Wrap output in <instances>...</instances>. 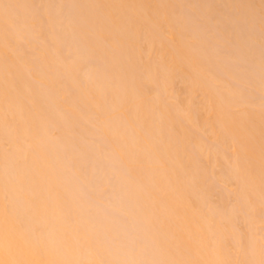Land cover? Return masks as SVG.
<instances>
[{
    "label": "bare ground",
    "instance_id": "6f19581e",
    "mask_svg": "<svg viewBox=\"0 0 264 264\" xmlns=\"http://www.w3.org/2000/svg\"><path fill=\"white\" fill-rule=\"evenodd\" d=\"M182 1L0 0V264H113L119 261L118 255L125 256L126 249L120 252L125 247L114 243L121 246L122 254L115 248L117 261L111 258L107 249L114 244L109 246L107 238L104 244L97 233L104 231L103 223L95 222L101 227L91 229L83 210L75 213L81 209L77 201L66 199L70 194L61 185L65 171L55 164L54 151L62 148L66 157L71 140L78 159L90 155L91 159H85L94 162L100 150L125 169L121 176L118 173L123 169L110 160L107 164L118 169L107 166L119 180L112 177L118 188L114 185L117 190L110 188V194L111 189L123 194L142 224L141 233L132 228L143 235L139 236L142 241H148L141 242L145 248L138 243L139 251L135 254L133 249L131 257H140L142 252L144 259L151 255L147 264H263L264 102L256 104L259 101L243 97L252 96L250 90L259 95L264 91V83L258 86L264 74L259 76L261 81H255L258 76L254 74L257 66L259 72L264 71V50L260 55L250 51L252 45H244L252 52L250 57L241 46L244 57L240 46L233 44L237 38L231 37L239 28L236 34L242 36L241 29L247 25H237L244 21L259 33V46L253 35L257 49L263 47L264 0H193L199 6L196 11L189 3L192 0H186L184 6L194 8L185 6L193 11L190 19L180 14ZM64 4L71 7L65 5L62 11ZM217 5L225 8L223 15L234 11L230 18L236 19L237 29L228 28L230 37L226 26L235 20L229 22L226 16L225 21L223 11L216 12ZM212 14L216 18L221 14L218 21L223 24H213L209 30L225 35L230 45L224 37L219 41L236 47L234 53L228 46V55H238L239 69L249 70V65L242 66L245 62L254 64L249 66L256 69L254 73L242 72L248 77L233 74L234 79L229 78L234 83L236 77L248 88L247 94L242 92L244 87L231 86L214 71L224 65L216 62L220 55L212 54L221 48L213 51L210 45L212 51H208V44L216 45L203 42L197 27L199 17L209 18L205 23L210 25ZM204 25L199 29L209 28ZM253 33L238 40L248 42ZM61 54L73 59L65 61ZM253 54L258 65L250 60L256 57ZM91 128L95 131L90 138H100L95 149L106 145L104 151L82 147L83 141L88 146L95 143L84 140ZM73 161L70 166L78 164L76 176L81 162ZM93 168L91 172L97 175ZM79 176L81 172L76 180ZM209 176L221 184L220 191L224 187L228 192L222 189L224 194H218L212 187L219 195L214 198L210 186L206 194L203 187ZM217 182L211 183L216 187ZM229 197L233 199L230 209L226 207L232 200ZM79 214L88 223L79 221ZM139 234H134L138 240ZM140 262L147 261L142 258Z\"/></svg>",
    "mask_w": 264,
    "mask_h": 264
},
{
    "label": "rangeland",
    "instance_id": "374dc122",
    "mask_svg": "<svg viewBox=\"0 0 264 264\" xmlns=\"http://www.w3.org/2000/svg\"><path fill=\"white\" fill-rule=\"evenodd\" d=\"M186 0H183L182 1V4H181V8L180 9H182V11H180V14H181V12L184 14L183 16H187V17H185V18H187V19H190L191 17H192V15H193V11H196V10H198L199 9V6L198 5H195L196 4V2H193V0H192V2L194 3H192L191 1H189V3L193 6V7H197V9H194L190 4H187V3H185L186 5L185 6H189L190 5V7H189V9H194L193 11H191L190 12V10H188L187 8H185V6H184V3L183 2H185ZM196 1V0H195ZM55 2V1H54ZM64 2V1H63ZM40 4V3H39ZM59 4H61L60 3V1H59ZM63 4V3H62ZM215 4V3H214ZM65 5H68V6H70L71 7V4L69 5V4H64V6H62L61 7V9H62V11L64 10L63 8L65 7ZM183 5V6H182ZM216 5V4H215ZM40 6H42L41 4H40ZM60 6V5H59ZM66 8V7H65ZM217 8H219V9H217L216 10V12H218V11H223V12H221L222 13V16H224L225 17V21H226V16H227V21H234L233 22V24L231 23V27L228 25L229 24V22L228 23H226L228 26H226V24L224 25V26H226V30H227V35L229 36V35H231L230 33L231 32H229V29L230 30H232V29H234L236 26L234 25L237 21H236V19H232V18H230L231 17V15H232V13L234 14V11L233 10H230V12H228V10L226 11V14H224L223 15V13L225 12L224 11V9H223V7L222 6H218L217 5ZM39 9H41V8H39ZM69 9V8H68ZM187 9V10H186ZM70 10H71V8L69 9V12H70ZM185 10V11H184ZM65 11V10H64ZM68 12V11H67ZM227 12H228V14H227ZM69 14V13H68ZM186 14H188V15H186ZM219 14V13H218ZM217 15V14H216ZM221 15V14H220ZM219 15V16H220ZM190 18H189V17ZM213 16V14L211 15V17ZM212 17L213 19H210V21L208 20V22H210V25H209V23H205L206 21H207V19H209V18H205V20H203V18L204 17H199L198 19H197V27H198V30H199V32H201L202 34H200L201 35V37H203L204 39V41L203 42H205V43H207L208 41H213V42H210V43H214L216 46H213V44H206L205 46H206V48H207V50L209 51V49H210V51H214V50H217V47L218 48H221L220 50H219V52H217V53H215V51L212 53L213 55L215 54V56H219L220 55V59L225 55V53L227 54L226 56H224V58L226 57L227 59H229L228 57H231L230 59H236L235 58V56H238V55H234L233 53H232V55H228V53L230 54V52H231V50L229 51V48H233L234 50H235V48L234 47H230L229 45V38H225L224 36H219V34L218 33H216V31H217V27L218 26H216L215 25V30H213L216 34H213L212 32H210V27L211 28H213L214 29V27H213V24H223L222 22H219L218 20H221L222 19V16H221V18L220 17ZM184 18V19H185ZM202 18V19H201ZM233 18H234V16H233ZM202 20H203V22H204V24H207V26L209 27L208 29L207 28H203L202 27V30L201 29H199L200 28V26L201 25H203L204 27H206L204 24H203V22H202ZM223 20V21H224ZM199 21V22H198ZM218 21V22H217ZM201 22V23H200ZM239 22V21H238ZM242 23V25L240 24H238L237 26L239 27V26H244V25H247V27L244 29V27H243V29H241V31H242V36L241 37H238L237 36V34L236 33H239L240 32V28L238 29L239 31H235V32H233L232 33V36L233 37H231V38H237V39H232V40H234L235 42L237 41V43H233V41H231L233 44H235V45H238V46H240V50L242 49V47H244V45L245 46H248V45H252V47H254V46H256L255 45V41H254V37H253V35L255 34V36H256V38H257V36H258V38L256 39L255 38V40H256V44L258 45V43H260V36H259V33H258V35H256L257 33L254 31V29H253V25H249V24H246L247 22H241ZM212 25V26H211ZM248 26H250V30L251 31H254V33L253 32H249L250 30L248 29ZM223 27V26H222ZM222 27L220 28V30L222 29ZM218 28V29H219ZM229 28V29H228ZM232 28V29H231ZM206 29V30H205ZM237 29V27L234 29V30H236ZM247 29H248V31H247ZM203 30H205V31H203ZM243 30H246V32L243 34ZM203 31V32H202ZM211 31H212V29H211ZM222 32H224V29H222L221 30ZM205 32V33H204ZM209 32V35L208 36H206L205 34L206 33H208ZM218 32V31H217ZM211 33L213 34V35H211ZM251 34V33H253L252 34V38L249 36L248 38V42H245V41H243V39L246 37V35L247 34ZM68 34V36H66V37H69V33H67ZM235 36H234V35ZM240 35H241V33H240ZM239 35V36H240ZM205 36V37H204ZM209 36H211V38L213 37V40L209 37ZM217 37V39H215L216 40V42H215V40H214V38H216ZM207 37H209V39L207 38ZM221 37V38H220ZM224 37V39H226V41H224V40H220V41H224L225 43L227 42L229 45H226L224 42H220L219 41V39H222ZM230 37V36H229ZM240 38H243L242 39V42L244 43H242L241 41H239L238 39H240ZM250 38L253 40V42L251 41V43H250ZM69 39V38H68ZM205 39H206V41H205ZM211 39V40H210ZM245 40H247V39H245ZM66 42H67V40H66ZM74 42V41H73ZM77 42V41H76ZM239 42H241V43H239ZM64 43V42H63ZM209 43V42H208ZM216 43H220V45L219 44H216ZM221 43L223 44V45H221ZM69 44V43H68ZM73 44V43H72ZM75 44H77V43H75ZM70 45V44H69ZM210 45H212L211 47L212 48H214L215 47V49H212L211 47H210ZM219 45V46H218ZM226 45V46H225ZM254 45V46H253ZM78 46V45H77ZM228 46H229V48H228ZM237 46V47H238ZM242 46V47H241ZM259 46V45H258ZM258 46H256V48H252V47H250V51H259V54L262 52V50H264V45H262L263 47H261V48H263V49H261V48H259V49H257L258 48ZM260 46H261V44H260ZM63 47V46H62ZM62 47H59V48H62ZM66 47V46H65ZM65 47H64V49H65ZM70 47V46H69ZM68 47V48H69ZM67 48V47H66ZM67 48V49H68ZM74 48V47H73ZM228 48V49H227ZM252 48V49H251ZM63 49V48H62ZM62 49H59V51H61ZM77 48L75 47V49H72L71 48V51L72 50H76ZM212 49V50H211ZM225 49H226V51H225ZM232 49V51H234ZM244 49H245V47H244ZM248 49H249V47H248ZM248 49L246 50L245 49V51H248ZM254 49V50H253ZM257 49V50H256ZM239 50V51H240ZM63 51V50H62ZM70 51V52H71ZM220 51H221V54H219L220 53ZM237 51H238V49H237ZM241 51H243V50H241ZM245 51H243L242 53H241V55L242 56H244L243 54H244V52ZM250 51H248L249 52V56L251 57V55H252V52L250 53ZM66 52L68 53L69 51L68 50H66ZM70 52H69V54H70ZM74 52V51H73ZM247 52V53H248ZM256 52H254V53H256ZM67 53H65L64 52V54L66 55ZM211 53V52H210ZM234 53H236V50H235V52ZM246 53V52H245ZM60 54V53H59ZM68 54V55H69ZM222 54H224V55H222ZM237 54H240V52L239 53H237ZM257 54V53H256ZM258 54V55H259ZM262 55L264 54V52H262L261 53ZM260 54V55H261ZM221 55H222V57H221ZM234 55V56H233ZM240 55V56H241ZM248 55V54H247ZM253 55H255V54H253ZM63 57L62 59L63 60H65V61H69V60H71V59H73L72 57H70V56H65V58H64V56H63V54H61V55H59V57ZM71 56H73V54H71ZM228 56V57H227ZM240 56H239V59H240ZM256 56V55H255ZM70 57V58H69ZM74 57V56H73ZM245 57V56H244ZM253 57V56H252ZM260 57H263V56H259V59L261 60V58ZM216 58H218V57H216ZM224 58H222V59H224ZM257 56L256 57H254V58H252V59H250V60H253V62L255 63V64H257L258 65V63H257ZM66 59H68V60H66ZM220 59L218 60H216V62H222V63H224V65L223 64H221V63H218V64H221V65H219L220 67L222 66V67H224V69H225V67L228 69H226L225 71H227L228 73H226L225 71H222L223 70V68L221 67V68H217V67H215V69H214V71L217 73V75H219V76H221L222 77V79H225V80H227L228 81V83L231 85V86H233V87H240V88H242V87H244V86H242L241 84H239L237 81H236V77H235V80H234V83H233V81L231 80V79H229V78H232V79H234L233 78V74H234V76H237V78H239L238 76H244V77H248V75L246 76V74H244V75H242L243 73H247V72H249L250 74H251V72H253L254 70H256V69H258V71H254L253 73L254 74H256L257 76V78H258V80L256 79L255 81H261V80H263L264 78L263 77H260V80H259V76H262L261 74H264V71L263 72H259V68H261V67H259V66H257L256 67V69H253V68H249V66L251 65V64H253L252 62H250V61H248V63L247 62H245L244 64H242V66L244 67H246V66H248V69L249 70H252V71H249V70H247V68H245V69H239L240 67H241V63H239V64H237L240 60H235V61H229V60H227L226 59V61L227 62H225V59H224V62H223V60H221L220 61ZM244 59V58H243ZM243 59H242V61H243ZM264 59V58H263ZM262 59V60H263ZM245 60V59H244ZM254 60H256V61H254ZM259 60V61H260ZM237 61V62H236ZM247 61V60H246ZM241 62V61H240ZM260 62H262V61H260ZM225 63H227V64H225ZM234 63V64H233ZM246 63H247V65H246ZM251 63V64H250ZM228 67H227V66ZM235 66V67H234ZM253 66H254V64H253ZM252 66V67H253ZM255 68V67H254ZM220 69V70H219ZM233 69V70H232ZM237 69H239V71L237 70ZM216 70H218L219 71V73H218V71H216ZM242 70V71H241ZM246 71V72H245ZM225 72V74L227 75H225V74H223ZM243 72V73H242ZM229 73H231V75L229 74ZM235 73H241V74H235ZM249 73H247V74H249ZM258 73V74H257ZM223 74V75H222ZM260 74V75H259ZM230 75V76H229ZM223 76H225L224 78H223ZM229 76V77H228ZM232 76V77H231ZM253 77L254 76H252V78L251 77H249V78H251V79H253ZM255 78V77H254ZM261 78H263V79H261ZM229 79V80H228ZM230 81H232L231 83H230ZM239 85V86H236L237 84ZM258 83V82H257ZM261 83H264L263 81H261L259 84H258V86H261ZM236 84V85H235ZM245 88V90H243ZM244 88H242V92L244 91V94H247L249 91H247V89H246V87H244ZM246 92V93H245ZM252 92V93H251ZM257 92H258V90H257ZM260 92H261V90H260ZM249 93H251V95L253 96L254 94H255V91H253V90H250V92ZM243 94V93H242ZM262 94L264 95V91L262 90V92H261V95H259V93L257 94H255V96H250L249 94H247L246 96L247 97H249V99H246L247 97H243V98H245V100H252V99H254V100H252V101H259L258 103H256V104H260V103H262V102H264V100L262 101ZM243 96H245V95H243ZM250 97L252 98V99H250ZM264 97V96H263ZM259 99V100H258ZM264 99V98H263ZM248 101V102H249ZM255 102H252V103H250V105H252V104H255ZM254 106V105H253ZM258 106V105H257ZM261 107H262V105H260ZM255 108H257L256 107V105L254 106ZM264 107V106H263ZM259 108V107H258ZM89 129V128H88ZM93 131H95L93 128H91V130L89 131V132H92L91 134H87L86 133V137L83 135V137H85V141L87 142V140H86V138H90L91 137V135H94L93 134ZM88 132V133H89ZM96 136V135H95ZM94 136V137H95ZM94 137L93 138H90V139H92V141H95V140H93L94 139ZM97 139V138H96ZM99 140H100V138H98ZM99 140H97L98 142H100ZM83 141V140H82ZM90 141V140H89ZM89 141H88V143H89ZM97 141H95V143L93 144V143H91L92 144V146H88V144L86 145H83L84 144V141L82 142V147L83 148H85V146H87L88 148H92V149H94L95 151L96 150H99V149H106V145H104L103 147L104 148H99V146L97 145L96 146V148H98V149H95V145H96V142ZM100 144V143H99ZM101 145H102V143H101ZM94 146V147H93ZM67 149L65 148V153H66V155H67V153H71L70 154V158L69 157H67L68 159V161L66 160V157H65V154H61V152H62V148L60 149L61 150V152H60V150H55L54 152H55V154H54V157H55V160H54V162H55V164H57V165H61L63 168H64V175L62 176V181H61V185L63 184L64 186H61V187H64L63 189H65L67 192H68V195L69 196H67L66 194H67V192L65 193L63 190H61L62 192V194H64V195H66V199H69V200H71V201H73V200H76L77 202H75L77 205H79V206H81L80 208V210L78 209H75L76 211H75V213L77 214V211H81V210H83V211H81V213H82V216H84L85 217V219L87 220V221H89V223L88 222H86L84 219L82 220V216H81V218H79V216L77 217V219L80 221L81 220V222L83 221V222H86V223H88V224H90V225H92V227L93 228H91V229H95L96 230V228L99 230V227H101V226H98L99 224H97L98 222H101V223H103V227L104 228H102L101 227V230H103L104 229V231H100V233L97 231V233H98V237H103V238H101L102 240L104 239V238H107V240H109V246H111V245H113L114 243H116V244H118L119 245V243H120V245L122 246V247H125L124 249L122 248L121 249V246H116V244H114L113 246H111V247H109L108 249H107V252L109 253V255L111 256V254L110 253H112V256H111V258H114V259H116L115 257H117V255L115 254V255H113L114 254V252H113V250H115V248H117L118 250H115V251H117V252H119L120 251V249H121V251L120 252H122V251H124L125 249V251L124 252H126L125 253V256H122L121 257V255H118V256H120V257H117V259L119 260V261H117V259H116V261L117 262H115V261H112L113 262V264H127L128 263V261H126L127 260V258H128V260L129 261H132V260H130L131 258L133 259L134 257V259H133V263L134 262H136L137 264L139 263V264H141L142 262H140V260H142V258H143V262L145 261V259H146V261L147 262H144L145 264H147L148 263V259H150L149 257L151 256H149V257H146L145 259H144V257H141L142 256V253L140 254V257H137V256H133V257H131V254L132 255H134L133 253H135L136 254V252L137 251H139L137 248H138V246L140 245V247L142 248V247H144V246H146V245H143V243H146V242H148L147 240H145V238L143 239V241H142V237H143V235H141V234H139V233H137V232H135V230H137V229H140V233H141V231H142V224L141 223H139L138 221H137V219L135 218V215L132 213V211H131V204L129 203V202H127V201H125L124 200V198H123V194L122 193H120V195L118 194V192H119V190H118V192H115V193H113V190L111 189V194H110V191H109V189L110 188H114L116 185V183H114L115 181H113L112 179V177H114L113 176V174L112 173H114V172H112L113 171V169H114V167L115 166H117V168H120L119 170L121 171L122 169V171L120 172V173H118V174H124L123 172H125V169L123 168V166L121 165V164H119V162H117L116 160H114V161H116V162H114L112 159H109L108 158V156H109V154H107V152H106V154H104V150L102 151L103 153L101 154L100 152V150H99V153H98V158H95L94 159V162H93V165H92V162H89V156H86L88 159H85L86 157L84 156V159H82V160H80V159H78V155L77 154H79V152L77 153L76 152V147H75V145L72 143V140L71 141H69V143H68V145H67ZM101 147V146H100ZM69 149V150H68ZM89 149V150H90ZM92 149H91V151H92ZM64 150V149H63ZM85 150V149H84ZM84 150H83V152H84ZM69 151V152H68ZM73 151V152H72ZM86 153H87V148H86ZM60 152V153H59ZM76 152V153H75ZM82 152V153H83ZM98 152V151H97ZM97 152H94L93 154H97ZM64 153V152H63ZM81 153V154H82ZM85 153V152H84ZM90 153V152H89ZM88 153V154H89ZM90 154H92V153H90ZM104 155V158H103V156H101V155ZM73 155H76V158L77 159H74V161L73 162H75L76 163V161H78V162H81V164L79 165V167H80V172H81V175L83 176V175H85V176H83V179L85 178V180L83 181V179H82V176H79V178H78V180H76L77 179V175L78 174H80V172H76V176H75V169H76V171H77V169H78V164L76 165L77 166V168H76V166H74V164L72 165L73 166V168H74V170L73 169H71L72 168V166H70L71 164H72V161H71V158L73 157ZM87 155V154H86ZM65 158H64V157ZM101 156V157H100ZM83 157V156H82ZM94 157V156H93ZM92 157V158H93ZM80 158V157H79ZM70 159V160H69ZM91 159V158H90ZM86 160V163L84 164L83 162ZM109 160L110 161H113V163L114 164H116L115 166H114V164L113 165H107V164H109L110 162H109ZM103 161V162H102ZM88 162V163H87ZM109 162V163H108ZM98 164V165H97ZM111 164H112V162H111ZM121 165L120 167H118L119 165ZM99 165L101 166V168L99 167ZM107 166H109V168L110 169H112V171H111V173H110V171L108 170V168H107ZM114 166V167H113ZM83 167V168H82ZM91 167H94L93 169L96 171V173H97V175H95L94 174V172H91ZM98 167H99V169H98ZM122 167V168H121ZM89 168V169H88ZM107 168V169H106ZM117 168H115V169H117ZM98 169V170H97ZM114 169V170H115ZM83 170V171H82ZM88 170V171H87ZM94 170H92V171H94ZM118 170V169H117ZM108 171V172H107ZM116 172V171H115ZM88 173V174H87ZM91 173V174H90ZM110 173V174H109ZM117 173L116 174H114L115 176H117ZM108 174L110 175V176H108ZM122 174H121V176H122ZM125 174H126V172H125ZM91 175H92V178H91ZM93 175H95V176H93ZM101 176V177H100ZM102 176H104V177H102ZM106 176V177H105ZM118 176H120V175H118ZM124 176V175H123ZM126 176V175H125ZM90 179H89V178ZM94 177V178H93ZM210 177V176H209ZM208 177V180H207V183L205 184V186L203 187V191L206 193V190H211L212 189V196H214V198H215V196L217 197V196H219V195H216L217 193L215 192V191H217L218 190V194H220V192L222 193V194H224V193H226V192H228V191H226V190H224L225 188L223 187V186H221V187H223L222 189H223V191H225L224 193H223V191H222V189H221V191L219 190V188H217L218 186H220L221 184H219V182H217L216 180H214V179H211V177L209 178ZM80 179V180H79ZM92 179V180H91ZM103 179H105V180H103ZM64 180V181H63ZM82 180V181H81ZM89 180V181H88ZM97 180V181H96ZM114 180H116V181H119L118 180V178L117 177H114ZM211 180V181H210ZM214 180V181H213ZM96 181V182H95ZM98 181H100V182H102V184H100V182L98 183ZM64 182V183H63ZM82 182V183H81ZM84 182V183H83ZM87 183V185H86V183ZM90 182V183H89ZM105 182V183H104ZM211 182H217L218 184H216V187H214L215 186V184L214 183H211ZM108 183V184H107ZM210 183L212 184V185H210ZM96 184V185H95ZM100 184V185H99ZM103 184H105L107 187V189H105L104 190V187H105V185H103ZM118 184H120V183H118ZM103 185V186H102ZM115 185V186H114ZM214 185V186H213ZM101 186V187H100ZM110 186H112V187H110ZM114 186V187H113ZM211 186V187H210ZM94 187V188H93ZM98 187V188H97ZM209 187L211 188V189H209ZM216 188L215 189V191H213V188ZM116 188H118L117 186H116ZM208 188V189H207ZM62 189V188H61ZM68 189V190H67ZM95 189V190H94ZM96 189L98 190V189H100V191L98 190V192H96ZM102 189V190H101ZM120 189V188H119ZM114 190H117V189H115L114 188ZM70 192V193H69ZM73 192V193H72ZM109 193V194H108ZM207 193H209V192H207ZM206 193V194H207ZM210 193V194H211ZM213 193L215 194V195H213ZM64 195H62L63 197H64ZM116 196V197H115ZM211 196V198H213ZM67 197H69V198H67ZM71 197H72V199H71ZM111 197V198H110ZM65 198V197H64ZM74 198H76V199H74ZM213 198V199H214ZM230 199H232L231 197H229ZM99 199V200H98ZM68 200V201H69ZM124 200V201H123ZM81 201V202H80ZM114 201V202H113ZM231 201H233V199L232 200H230V201H227V203H226V207H229L230 206V204H233ZM74 202V201H73ZM110 202V203H109ZM122 202L125 204H123V207H121V205H122ZM210 202H212V199L210 200ZM230 202V203H229ZM109 203V204H108ZM71 205L73 204L72 202L70 203ZM113 204V205H112ZM227 204H229V205H227ZM75 204H73L72 206H73V208H75L76 206H74ZM120 207V208H119ZM77 208V207H76ZM230 208H233L232 206H230L229 207V209ZM118 209V210H117ZM228 209V208H227ZM228 209V210H229ZM86 210V212H84ZM130 211H131V213H130ZM88 212V213H87ZM120 212V213H119ZM129 212V213H128ZM84 214V215H83ZM78 215V214H77ZM94 215V216H93ZM87 216L89 217V220L87 219ZM83 217V218H84ZM93 218H94V220H93ZM90 219H92V221L90 220ZM97 220V221H96ZM137 221V222H136ZM95 222H97L96 224H95ZM116 222V223H115ZM91 223H93V224H91ZM107 223H108V225H107ZM110 223H112L111 225L113 226V228H111V225H110ZM106 225V226H105ZM110 225V226H109ZM118 225V226H117ZM125 225V226H124ZM136 225V226H135ZM108 226V227H107ZM138 226H139V228H138ZM122 227V228H121ZM135 229H133V228ZM136 227H137V229H136ZM108 228H110L109 230H108ZM129 229V230H128ZM113 230V231H112ZM134 230V231H133ZM261 231V230H260ZM258 232V235H260L263 231H261V232ZM106 233L104 236H103V234H102V236H101V233ZM119 233V234H118ZM122 233H124V234H122ZM100 234V235H99ZM134 234H139L138 235V237L139 236H142V237H139V240L137 239V235H136V237H135V235ZM264 234V232L262 233V235ZM261 236V235H260ZM125 237V238H124ZM132 237V238H131ZM109 238V239H108ZM121 238H124V239H121ZM135 238V239H134ZM118 240V241H117ZM126 240V241H125ZM141 240V241H140ZM146 241V242H145ZM108 242V241H107ZM122 242V243H121ZM141 242H143L142 244H141ZM103 243L105 244L106 243V240L104 241L103 240ZM127 243V245H125ZM129 243V244H128ZM131 243V244H130ZM138 243H140L139 245H138ZM111 244V245H110ZM125 245V246H124ZM136 245H138L137 247H136ZM143 245V246H142ZM107 246V245H106ZM108 247V246H107ZM106 247V248H107ZM134 247H136V248H134ZM148 247V246H147ZM129 248V249H128ZM140 248V249H141ZM145 248V247H144ZM129 251H128V250ZM133 249H136V251L135 252H133ZM144 250V249H143ZM146 251V250H145ZM119 252V253H120ZM128 252V253H127ZM133 252V253H132ZM147 252V251H146ZM146 252H144V253H146ZM149 252V251H148ZM147 252V253H148ZM116 253V252H115ZM120 254H122V253H120ZM137 254H139V253H137ZM148 254H150V253H148ZM147 254V255H148ZM144 256H147V255H145V254H143ZM131 257V258H130ZM137 257V258H136ZM120 258V259H119ZM121 258H123V259H121ZM138 258H140V260H138ZM148 258V259H147ZM113 260V259H112ZM137 260V261H136ZM126 261V262H125ZM115 262V263H114ZM125 262V263H124ZM132 262H130V264H132ZM136 263H134V264H136ZM143 263V264H144ZM129 264V263H128ZM263 264H264V262H263Z\"/></svg>",
    "mask_w": 264,
    "mask_h": 264
}]
</instances>
